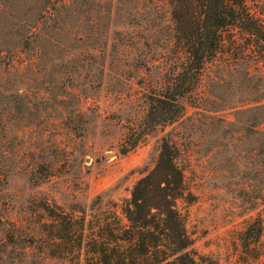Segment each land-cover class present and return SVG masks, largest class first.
Masks as SVG:
<instances>
[{"label":"rangeland","instance_id":"1","mask_svg":"<svg viewBox=\"0 0 264 264\" xmlns=\"http://www.w3.org/2000/svg\"><path fill=\"white\" fill-rule=\"evenodd\" d=\"M169 29L166 7L151 0H0V264L74 260L46 254L55 233L44 206L58 229L84 216V231L97 230L151 169L165 135L180 136L185 150L193 199L177 205L194 256L245 264L238 232L256 216L264 249L260 154L237 112L264 102V69L208 65L203 98L118 152L145 112L144 93L160 83Z\"/></svg>","mask_w":264,"mask_h":264},{"label":"trees","instance_id":"2","mask_svg":"<svg viewBox=\"0 0 264 264\" xmlns=\"http://www.w3.org/2000/svg\"><path fill=\"white\" fill-rule=\"evenodd\" d=\"M151 2L155 7L160 3L167 9L168 57L164 60L159 85L144 93L146 109L142 118L131 124L118 147L122 155L132 151L156 127L177 122L184 114L187 99L203 98L204 92L198 88L208 65L214 63L225 73L243 67L246 75L251 70L261 73L264 69V0ZM260 99H251V106L237 112L247 114L244 121L249 140L256 135L264 201V102ZM180 138L178 135L161 138L151 169L134 181L128 198L117 206L118 215L109 210L107 216L96 222L97 230L84 231V216L78 221L66 218L63 227L58 229V218L44 206L49 220L47 232L55 233L48 240L46 254L54 257V251L58 250L62 259L76 253L74 260L62 264H88V261L93 264H219L215 260L196 258L190 248L192 242L177 205L180 200L193 199L185 182L186 156ZM262 229V218L256 216L238 232L243 263L264 255V249L258 244ZM70 238L73 245L68 250L65 245Z\"/></svg>","mask_w":264,"mask_h":264}]
</instances>
